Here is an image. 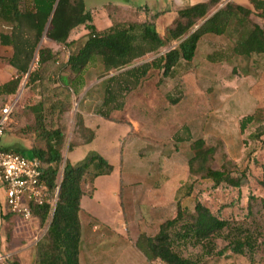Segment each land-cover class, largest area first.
I'll return each mask as SVG.
<instances>
[{"label":"rangeland","instance_id":"obj_1","mask_svg":"<svg viewBox=\"0 0 264 264\" xmlns=\"http://www.w3.org/2000/svg\"><path fill=\"white\" fill-rule=\"evenodd\" d=\"M104 1L83 0L86 7L93 9L101 7ZM123 1L134 5L144 0ZM160 2L166 5L165 0ZM174 15L170 10L157 15L155 26L159 33ZM79 28L77 25L73 31L78 33ZM0 29H6V26L0 23ZM241 30L239 25L231 23L223 34H212L211 38L202 36L192 60L180 59L167 75H162L159 68L149 67L137 84L125 91L121 108L109 111L113 118H104L97 113L99 107L102 108L106 78L150 61L176 41L146 52L120 68L105 70L97 57L83 69L81 83L63 85L56 80L57 75L72 76L62 61L80 44L81 39H78L59 50V62L45 63L39 79L27 82L26 74H23L14 93H0V106L9 97L16 100L0 134V147L43 146L44 140L31 108L33 104H37V108L40 105L42 126H57L63 131L62 161L65 158L78 161L94 150L112 164L104 184L111 185L114 181L119 198L117 191L97 199L83 194V207L86 201L87 206L98 209L107 220H114V207L119 199L125 219L130 221L135 214L146 216L145 230L151 233L156 231L160 221L172 214L176 198L188 210L198 199L219 216L244 227L251 235L253 248L234 253L223 248L224 238L217 237L214 242L216 248H221L220 253L204 255L199 245H186L181 248L182 254L201 256L204 264H264V186L260 183L264 133L259 132V125L264 123V52L250 53L246 58L231 55L230 47ZM48 43L49 40L42 36L39 44ZM8 47L0 46V53L8 51ZM56 47L58 51L59 47ZM211 51L216 52L214 56L225 58H206ZM35 57L36 54L33 60ZM14 76L11 65L0 59V83ZM257 106H261L257 115L259 121H248L240 130L241 117ZM77 119L94 132L90 141L81 143L89 130H81ZM198 136L213 148L210 166L224 167L233 175L240 174L239 186L223 183L212 186L210 179L188 173L189 143ZM90 182L87 180L82 184L86 192H89ZM187 183H191V191L183 195ZM180 184L182 188L175 193ZM105 185L101 186V191ZM148 206L152 207L144 211ZM20 219L28 229L30 264L34 242L43 233L46 223H39L33 216ZM113 255H103L99 264H109ZM80 263L85 264L83 249Z\"/></svg>","mask_w":264,"mask_h":264},{"label":"trees","instance_id":"obj_2","mask_svg":"<svg viewBox=\"0 0 264 264\" xmlns=\"http://www.w3.org/2000/svg\"><path fill=\"white\" fill-rule=\"evenodd\" d=\"M249 2L253 9L230 0H202L180 6L176 8L173 19L159 33L155 26L159 11H149L145 4L139 6L142 11L140 17L135 12L127 18L113 20L106 27L97 28L91 20V9L84 5L83 0H0V23L6 26V29H0V45L10 46L11 52L5 60L15 72L14 77L0 83V93H14L23 74H26L27 82L39 79L40 69L45 63L59 62V50L67 48L78 39H81L80 44L75 50L69 51L62 61V65L72 76L68 78L64 74L57 75L56 80L63 85L81 83L83 69L97 57L105 70L120 68L132 59L175 40L150 61L130 66L106 78L102 108L99 107L97 113L104 118H113L109 111L121 108L125 91L137 84L149 67L159 68L162 75H167L180 59L192 60L197 42L204 33L220 35L227 31L231 23H236L242 30L230 47L231 55L246 58L250 53L264 52V23L258 24L252 17L264 15V0ZM77 25H82L85 32L74 39H68L69 33ZM42 36L57 43L58 51L49 44L40 45ZM215 53H207L206 58H225L214 56ZM35 54L36 58L33 60ZM31 61H34L33 66ZM243 73L247 74V71L244 70ZM12 98L9 97L8 100ZM260 107H255L241 117L240 130L248 121H259L257 115ZM13 108L14 106L9 115ZM31 108L35 112L34 120L44 144L11 149L26 157L36 158V182L46 194L43 202L29 203L31 216L36 217L39 223H46L43 233L34 242L30 264H79V198L86 192L82 184L87 180L91 181L90 192L93 178L99 174H108L112 170V164L94 150L88 151L78 161L71 162L67 158L62 161L63 131L57 126H42L40 105L37 108V104H33ZM76 122L81 130H89L86 125H81L80 119ZM259 126V132L264 133V123ZM93 136L94 132L89 130L81 143L90 141ZM189 148V174L210 179L212 186L220 183L239 186L240 174L233 175L224 167L210 166L213 148L201 136L193 138ZM261 169L263 178L260 183L264 186V163L261 164ZM182 184L176 187L175 193L180 191ZM190 191L191 183H187L182 194L188 195ZM217 237L224 238L226 241L223 248L234 253H243L253 248L251 235L244 227L219 216L198 199L194 200L188 210L176 198L172 214L159 222L154 233L147 235L139 232L135 245L149 261L159 260L163 264H204L201 256L184 255L181 248L199 245L204 255L220 253L221 248H216L214 242ZM10 264L18 262L12 260Z\"/></svg>","mask_w":264,"mask_h":264},{"label":"crops","instance_id":"obj_3","mask_svg":"<svg viewBox=\"0 0 264 264\" xmlns=\"http://www.w3.org/2000/svg\"><path fill=\"white\" fill-rule=\"evenodd\" d=\"M158 5L153 8L151 5ZM161 0H144L141 3L131 5L125 1L119 0H105L101 7L91 9V20L97 28L108 26L113 20H121L127 18L133 13L141 16L142 11L139 6L145 4L149 11H159L157 15L166 11H174L176 8L191 4L202 0H165L166 5L160 2ZM221 2L226 0H220ZM253 9L249 0H230ZM175 16V15H174ZM157 17V16H156ZM173 19V18H172ZM253 19L258 23H264V15H253ZM168 24V23H167ZM85 29L80 25L78 33L73 30L69 33L68 39H74L80 34L84 33ZM216 35V34H213ZM211 38L212 33H204L202 35ZM201 36V37H202ZM49 45L53 48L58 46L52 40H49ZM7 46V45H0ZM4 53H0V59L5 60L11 52L10 46ZM6 62V60H5ZM7 63V62H6ZM68 157V156H67ZM108 174H99L92 180V189L89 193H83L90 196V198L97 199L102 195L110 196V192L117 191V198H119V190L115 182L113 184L105 185L104 181ZM105 185L104 190L101 191V186ZM79 198L80 208L78 210V219L80 227L79 246H78V260L80 263V254L83 249L85 252V264H99L100 258L103 255H113L109 264H163L159 260L149 261L143 252L135 245V240L139 232L145 234H152L154 232H147L145 230V218L139 214L130 217L127 221L123 214V207L118 199L116 207H114V220H107L99 213L98 209L87 206L85 201L82 206V196ZM152 206L144 207V211H149ZM139 213L141 212L138 209ZM137 212V210H136ZM24 218L12 211H10L5 203L4 185L0 180V264H10V261L15 260L18 264H28L30 261V250L28 247L27 227L20 219ZM28 219V218H24ZM14 255V256H13ZM153 262V263H150Z\"/></svg>","mask_w":264,"mask_h":264},{"label":"built area","instance_id":"obj_4","mask_svg":"<svg viewBox=\"0 0 264 264\" xmlns=\"http://www.w3.org/2000/svg\"><path fill=\"white\" fill-rule=\"evenodd\" d=\"M15 101L12 98L0 106V134ZM37 173L35 157H26L11 149L0 148V180L4 185L5 203L10 211L24 218L31 216L29 203H41L45 200L46 194L36 182Z\"/></svg>","mask_w":264,"mask_h":264},{"label":"water","instance_id":"obj_5","mask_svg":"<svg viewBox=\"0 0 264 264\" xmlns=\"http://www.w3.org/2000/svg\"><path fill=\"white\" fill-rule=\"evenodd\" d=\"M196 26H197V25H195V27H196ZM41 38H42V37H41ZM41 38H40V40H41ZM40 40H39V41H40ZM49 221H50V219L48 220L47 224L49 223Z\"/></svg>","mask_w":264,"mask_h":264}]
</instances>
